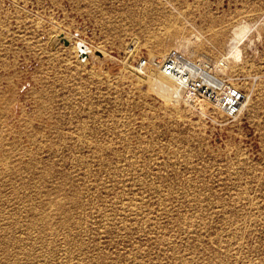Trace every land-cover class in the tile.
<instances>
[{"label": "rangeland", "instance_id": "rangeland-1", "mask_svg": "<svg viewBox=\"0 0 264 264\" xmlns=\"http://www.w3.org/2000/svg\"><path fill=\"white\" fill-rule=\"evenodd\" d=\"M0 264H264V0H0Z\"/></svg>", "mask_w": 264, "mask_h": 264}, {"label": "built area", "instance_id": "built-area-1", "mask_svg": "<svg viewBox=\"0 0 264 264\" xmlns=\"http://www.w3.org/2000/svg\"><path fill=\"white\" fill-rule=\"evenodd\" d=\"M224 61L214 63L211 67L198 63L193 66L188 57L177 50L165 54L158 63L162 76L174 83L175 98H182L186 93L189 99H206L220 109L228 118L238 117L245 109L248 95L246 90L228 81H218L206 70H222ZM148 59L143 58L138 63V70L144 72Z\"/></svg>", "mask_w": 264, "mask_h": 264}, {"label": "bare ground", "instance_id": "bare-ground-1", "mask_svg": "<svg viewBox=\"0 0 264 264\" xmlns=\"http://www.w3.org/2000/svg\"><path fill=\"white\" fill-rule=\"evenodd\" d=\"M153 60H154L155 63H159L160 60H161V58L155 56V57H153ZM149 70H150V69H149ZM152 70H153V69H152Z\"/></svg>", "mask_w": 264, "mask_h": 264}]
</instances>
